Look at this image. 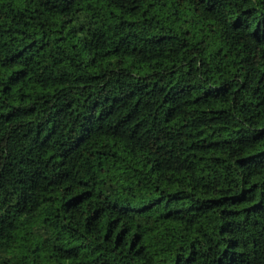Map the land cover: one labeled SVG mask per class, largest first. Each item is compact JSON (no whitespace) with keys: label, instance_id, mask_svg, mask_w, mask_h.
<instances>
[{"label":"trees","instance_id":"1","mask_svg":"<svg viewBox=\"0 0 264 264\" xmlns=\"http://www.w3.org/2000/svg\"><path fill=\"white\" fill-rule=\"evenodd\" d=\"M0 264H264V0H0Z\"/></svg>","mask_w":264,"mask_h":264}]
</instances>
